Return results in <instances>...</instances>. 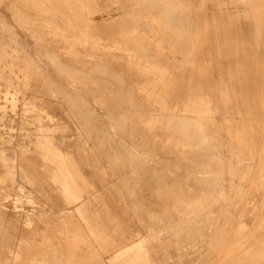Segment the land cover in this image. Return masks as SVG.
Segmentation results:
<instances>
[{"label":"rangeland","instance_id":"1","mask_svg":"<svg viewBox=\"0 0 264 264\" xmlns=\"http://www.w3.org/2000/svg\"><path fill=\"white\" fill-rule=\"evenodd\" d=\"M143 1L0 0V264H26L21 246L36 241L31 235L66 200L38 155L50 150H59L65 161L73 180L72 200L78 197V207L83 199L89 202L69 213L81 227L84 244L91 241L96 247L89 236L91 231L99 235V262L92 264H248L247 252L239 260L231 256L235 244L236 249L249 245V251L264 245V48L251 47L243 34L249 27V34L258 33L257 41L264 42V22L255 26L252 17L253 28L249 22L232 28L228 14L233 9L227 10L225 0H207L210 19L182 24L188 31L178 32L174 26L162 28L155 14L159 6L146 0L143 8ZM193 3L201 10L190 12L201 14L200 3ZM48 137L51 147H42L45 141L40 140ZM80 155L85 178L75 163ZM209 169L215 179L225 169L216 192L193 184L194 171Z\"/></svg>","mask_w":264,"mask_h":264},{"label":"bare ground","instance_id":"2","mask_svg":"<svg viewBox=\"0 0 264 264\" xmlns=\"http://www.w3.org/2000/svg\"><path fill=\"white\" fill-rule=\"evenodd\" d=\"M2 1H4V0H2ZM7 1H10V0H7ZM12 1V0H11ZM123 1V0H122ZM130 1H132V0H130ZM144 1H146V0H144ZM143 1V4L144 3H146V2H148V1H146V2H144ZM151 1H153V0H151ZM151 1L149 0V2H150V6L151 7H155L156 5H158L159 6V9L160 10H158L159 11V13H155L156 15H158L157 17L159 18V23L162 25V28H169V27H172V28H174V27H177L176 28V31H178V30H180V29H182V28H185V27H182L183 25L182 24H184L185 26H189L190 24L192 25L193 23H195V24H193V25H196V21H200V20H208L207 18L210 16V11L208 10V8L210 7H207V0H196L197 2H199L200 4V6L199 7H201L202 8V13L201 14H199V13H196L195 15L192 13V12H190L191 10H193V9H198V11L199 10H201V9H199V8H197V7H194L193 6V0H157V2H156V0H154L155 2H152L151 3ZM210 1H212V0H210ZM217 2V1H216ZM104 3V2H103ZM102 3V4H103ZM106 3V2H105ZM108 3V2H107ZM213 3V2H212ZM218 3H220V2H218ZM222 3V2H221ZM224 3V2H223ZM222 3V4H223ZM101 4V5H102ZM147 4V3H146ZM146 4H144V6H143V8L144 7H146ZM169 4V5H168ZM214 4H216L215 3V1H214ZM110 5V4H109ZM112 5V4H111ZM196 5H197V3H196ZM208 5H209V3H208ZM217 5V4H216ZM215 5V6H216ZM218 5H221V4H218ZM4 6H6V5H4ZM10 6V5H9ZM215 6H213V7H215ZM223 6V5H222ZM225 6H226V8H227V10L228 9H233V12L232 13H230V15L228 14V17H229V19H231V20H233V21H231V23H232V25L234 24V25H240L241 23L242 24H248V22L251 24V25H253L252 23H251V18L253 17H255L257 20H256V25L255 26H258L259 25V27H261V23H263L264 22V20H263V18H262V15L264 14V8H263V6H264V0H225ZM7 7V6H6ZM122 7V6H121ZM194 7V8H193ZM219 7V6H218ZM11 8V7H10ZM108 8V7H107ZM147 8L148 9H150L148 6H147ZM147 8H145L147 11H149ZM215 8H217V7H215ZM223 8H224V6H223ZM8 9H9V7H8ZM112 9V8H111ZM110 9V10H111ZM157 9V8H156ZM108 10V9H107ZM120 10H121V8H120ZM213 10V9H212ZM211 10V11H212ZM226 9L224 8V11H225ZM12 11V10H11ZM75 11V10H74ZM106 11V10H105ZM109 11V10H108ZM154 11V9L152 10V8H151V10H150V12H153ZM194 11H196V10H194ZM214 11H215V13H219V11L216 9H214ZM216 11H218V12H216ZM222 11V10H221ZM224 11H222V13L224 12ZM229 12H230V10H228ZM227 11V12H228ZM77 12V11H76ZM130 12V11H129ZM156 12H157V10H156ZM227 12H225V15L227 14ZM130 13H132V12H130ZM214 13V14H215ZM138 14V13H137ZM19 15V14H18ZM125 15V14H124ZM134 15V14H133ZM136 15V14H135ZM194 15V16H193ZM216 15H218V14H216ZM221 15V14H220ZM224 15V14H223ZM150 16H152V15H150ZM219 16V15H218ZM217 16V17H218ZM243 16L245 17V20L246 21H244V20H242V18H243ZM264 16V15H263ZM140 17V16H139ZM138 17V18H139ZM153 17V16H152ZM217 17H215V18H217ZM221 17V16H220ZM223 17V16H222ZM221 17V18H222ZM225 17V16H224ZM223 17V18H224ZM155 18V17H154ZM212 19L214 18L213 17V14H212V17H211ZM254 18V19H255ZM134 19V18H133ZM140 19V18H139ZM209 19H210V17H209ZM218 19H220V18H218ZM229 19H228V23H229ZM215 20V19H214ZM221 20V19H220ZM222 20H224V19H222ZM126 21V20H125ZM201 21V22H202ZM219 21V20H218ZM225 21L227 22V18L225 19ZM224 21V22H225ZM33 22V21H32ZM200 22V23H201ZM205 22V21H204ZM208 22V21H207ZM214 22V21H213ZM223 22V23H224ZM226 22H225V24L224 25H227L226 24ZM126 23V22H125ZM129 23H131V22H129ZM128 23V24H129ZM220 24H221V22H219ZM231 23L230 24H228L229 25V27H231ZM127 24V25H128ZM203 24V23H202ZM206 24V23H205ZM215 24V23H214ZM245 24V25H246ZM210 25V24H209ZM211 25H212V23H211ZM217 25V24H216ZM219 25V24H218ZM227 25V26H228ZM234 25H233V27L232 28H234ZM244 25V26H245ZM249 25V24H248ZM250 25V26H251ZM134 26V25H133ZM132 26V27H133ZM174 26V27H173ZM181 26V27H180ZM3 27V26H2ZM190 27V26H189ZM194 27H196V26H194ZM193 27V28H194ZM220 27V26H219ZM219 27H217V29L219 28ZM222 27V26H221ZM220 27V28H221ZM229 27H228V29H229ZM254 27V25L252 26V28ZM204 28V27H203ZM207 28H208V26H207ZM210 28H215L216 29V26H213V27H210ZM223 28H225V27H223ZM223 28H222V30H223ZM249 28V27H248ZM248 28H245L246 30H245V32L243 33V34H246V39H245V41H247V42H249L250 43V45L251 44H253V43H255V45H257L258 46V48L259 47H261V48H264V42L261 40V42H258L259 40V38H261V36L257 33V34H249V29ZM129 29H131V28H129ZM150 29V28H149ZM148 29V30H149ZM186 30H187V28H185ZM190 30H192V28H189ZM214 29V30H215ZM226 29V28H225ZM239 29V28H238ZM250 29H251V27H250ZM260 29V28H259ZM259 29H255V30H259ZM185 30V31H186ZM210 30V29H209ZM213 30V31H214ZM219 30V29H218ZM227 30V29H226ZM240 30V29H239ZM263 30V29H262ZM172 31V30H171ZM182 31V30H181ZM184 31V30H183ZM188 31V30H187ZM203 31V30H202ZM201 31V32H202ZM208 31V30H207ZM251 31H253V33H255L254 32V30H251ZM173 32H175V30H173ZM179 32V31H178ZM191 32V31H190ZM190 32L187 34V36H185V34H184V36L186 37V39L187 40H189V38L191 37V34H190ZM194 32H196V31H194L193 30V33ZM209 32V31H208ZM207 32V33H208ZM211 32V31H210ZM223 32V31H222ZM241 32V31H240ZM242 32H243V30H242ZM241 32V33H242ZM260 32V31H259ZM181 33V32H180ZM211 33H213V32H211ZM214 33H215V31H214ZM234 33V32H233ZM232 33V34H233ZM236 33V32H235ZM234 33V34H235ZM240 33V34H241ZM182 34V33H181ZM216 34V33H215ZM220 33H218L217 35H219ZM231 34V33H230ZM231 34V35H232ZM242 34V35H243ZM264 33H262V35H263ZM195 35V34H194ZM211 35H213V34H211ZM210 33H209V40L210 39H212V38H210ZM229 35V34H228ZM198 36V35H197ZM203 36H204V34H203ZM223 36V35H222ZM241 36V35H240ZM213 37V36H212ZM215 37V36H214ZM226 37H227V35H226ZM239 38V37H238ZM2 39V38H1ZM0 39V40H1ZM15 39V38H14ZM180 39L182 40V37H180ZM184 39V38H183ZM202 39V38H201ZM221 39V38H220ZM229 39V38H228ZM10 40V39H9ZM178 40V39H177ZM185 40V39H184ZM209 40H208V42H209ZM215 40V39H214ZM242 40H244V38H242ZM258 40V41H257ZM264 40V39H263ZM11 41V40H10ZM231 41V40H230ZM241 41V40H240ZM176 42V41H175ZM188 42V41H187ZM200 42H203V41H200ZM217 42V41H216ZM219 42V41H218ZM229 42V41H228ZM12 43V42H11ZM179 43V42H178ZM227 43V42H226ZM230 43H232V42H230ZM249 43H246L245 42V44H249ZM3 44V43H2ZM15 44H17V43H15ZM176 44V43H175ZM184 43H182V45L180 46V49H182L183 47L185 48V46L183 45ZM189 44V43H188ZM190 44H192V43H190ZM198 44V43H197ZM199 44H201V43H199ZM244 44V43H243ZM243 44H241L242 46H243ZM244 44V45H245ZM24 45V44H23ZM180 45V44H179ZM203 45H205V44H203ZM216 45V44H215ZM219 45V44H218ZM223 45V44H222ZM240 45V46H241ZM250 45H248V46H250ZM2 46V45H1ZM22 46V45H21ZM210 46V45H209ZM247 46V45H246ZM263 46V47H262ZM176 47V46H175ZM198 48H199V46H197ZM201 47V46H200ZM214 47V46H213ZM243 47H245V46H243ZM251 47H252V45H251ZM254 47V46H253ZM212 48V47H211ZM222 48V47H221ZM221 48H220V50H221ZM255 48H256V46H255ZM254 48V49H255ZM191 49V48H190ZM204 49H205V47H204ZM214 49H215V47H214ZM219 49V48H218ZM233 49V48H232ZM250 49V48H249ZM253 49V50H254ZM213 50V49H212ZM211 50V51H212ZM216 50V49H215ZM219 50V51H220ZM248 50V49H247ZM252 50V49H251ZM188 51V50H187ZM218 51V52H219ZM223 51V50H222ZM235 51V50H234ZM49 52H51V51H49ZM53 52V51H52ZM142 52V51H141ZM210 52V51H209ZM248 52H249V50H248ZM259 52V51H258ZM183 53H185V51L183 52ZM192 53H193V51H192ZM25 54V53H24ZM215 54V53H214ZM229 55V54H228ZM263 55V54H262ZM28 56V55H27ZM52 56V55H51ZM208 56H209V54H208ZM221 56H222V54H221ZM225 56V55H224ZM232 56V55H231ZM42 57V56H41ZM48 57V56H47ZM237 57V56H236ZM3 58V57H2ZM49 58V57H48ZM183 58H184V56H183ZM205 58V57H204ZM235 58V57H234ZM241 58V57H240ZM255 58V57H254ZM47 59V58H46ZM52 59V58H51ZM147 59V58H146ZM200 59V58H199ZM207 59V58H206ZM224 59V58H223ZM2 60V59H1ZM58 60V59H57ZM73 60V59H72ZM230 60V59H229ZM232 60V59H231ZM236 60V59H235ZM257 60V59H256ZM264 60V59H263ZM205 61H207V60H205ZM212 61V60H211ZM219 61H220V59H219ZM234 61V60H233ZM48 62H49V60H48ZM194 62V61H193ZM235 62V61H234ZM247 62V61H246ZM257 62V61H256ZM214 63V62H213ZM80 64V63H79ZM90 64V63H89ZM98 64V63H97ZM195 64V63H194ZM232 64V63H231ZM56 65V64H55ZM54 65V66H55ZM87 65V64H86ZM198 65H200L199 63H198ZM206 65V64H205ZM249 65V64H248ZM52 66V65H51ZM62 66V65H61ZM64 66V65H63ZM88 66V65H87ZM94 66V65H93ZM99 66V65H98ZM245 66V65H244ZM60 67V66H59ZM65 67V66H64ZM91 67V66H90ZM89 67V68H90ZM199 67H203V66H199ZM212 67V66H211ZM235 67V66H234ZM237 67V66H236ZM248 67V66H247ZM55 68V67H54ZM71 68V67H70ZM73 68V67H72ZM94 68V67H93ZM92 68V69H93ZM103 68V67H102ZM210 68V67H209ZM229 68H231V67H229ZM256 68V67H255ZM258 68H259V66H258ZM62 69V68H61ZM101 69V68H100ZM104 69V68H103ZM109 69V68H108ZM234 69V68H233ZM248 69V68H247ZM68 70V69H67ZM252 70V69H251ZM78 71H79V69H78ZM97 71V70H96ZM106 71V70H105ZM104 71V72H105ZM215 70H213V72H214ZM221 71V70H220ZM67 72V71H66ZM80 72V71H79ZM78 72V73H79ZM82 72V71H81ZM222 72H224V71H222ZM243 72V71H242ZM241 72V73H242ZM57 73H59V72H57ZM91 73V72H90ZM245 73V72H244ZM251 73V72H250ZM253 73V72H252ZM60 74V73H59ZM101 74V73H100ZM203 74V73H202ZM207 74V73H206ZM220 74V73H219ZM223 74V73H222ZM226 74V73H225ZM256 74V73H255ZM78 75V74H77ZM111 75V74H110ZM237 75V74H236ZM249 75V74H248ZM247 75V76H248ZM43 76V75H42ZM87 76V75H86ZM96 76V75H95ZM100 76V75H99ZM208 76V75H207ZM218 76V75H217ZM238 76V75H237ZM244 76V75H243ZM47 77V76H46ZM45 77V78H46ZM75 77V76H74ZM89 77V76H88ZM101 77V76H100ZM103 77H105V76H103ZM112 77V76H111ZM115 77V76H114ZM119 77V76H118ZM117 77V78H118ZM204 77V76H203ZM211 77V76H210ZM245 77V76H244ZM43 78H44V76H43ZM44 78V79H45ZM48 78V77H47ZM81 78V77H80ZM122 78V77H121ZM206 78V77H205ZM204 78V79H205ZM224 78V77H223ZM84 79V78H83ZM110 79V78H109ZM115 79V78H114ZM120 79V78H119ZM241 79V78H240ZM248 79V78H247ZM47 80V79H46ZM50 80V79H49ZM57 80V79H56ZM80 80V79H79ZM88 80L90 81V79L88 78ZM113 80V79H112ZM182 80V79H181ZM207 80V79H206ZM212 80V79H211ZM218 80H220V79H218ZM227 80H228V78H227ZM259 80V79H258ZM257 80V81H258ZM88 81V82H89ZM93 81V80H92ZM111 81V80H110ZM118 81H120V80H118ZM251 81V80H250ZM249 81V82H250ZM264 81V80H263ZM55 82V81H54ZM83 81L81 80V83H82ZM99 82V80L97 81V83ZM223 82H225V81H223ZM252 82V81H251ZM254 82V81H253ZM52 83V82H51ZM95 83V82H94ZM94 83H92V84H94ZM109 83V82H108ZM111 83V82H110ZM109 83V84H110ZM121 83V82H120ZM125 83V82H124ZM123 83V85H125ZM220 83V82H219ZM241 83V82H240ZM246 83V82H245ZM75 84V83H74ZM122 84V83H121ZM206 84H207V82H206ZM217 84V83H216ZM226 84V83H225ZM235 84V83H234ZM233 84V85H234ZM237 84V83H236ZM235 84V85H236ZM244 84V83H243ZM53 85V84H52ZM59 85H60V83H59ZM62 85V84H61ZM95 85H97V84H95ZM106 85H107V83H106ZM120 85V84H119ZM185 85H187L188 86V84H185ZM193 85V84H192ZM211 85V84H210ZM222 85V84H221ZM231 85V84H230ZM245 85V84H244ZM55 86V85H54ZM64 86V85H63ZM93 86V85H92ZM218 86V85H217ZM216 86V87H217ZM220 86V85H219ZM237 86V85H236ZM239 86H241V85H239ZM254 86V85H253ZM256 86H258V85H256ZM90 87V86H89ZM97 87H100V86H98L97 85ZM102 87V86H101ZM186 87V86H185ZM194 87V86H193ZM222 87V86H221ZM225 87H227V85L225 86ZM95 88H96V86H95ZM242 88V87H241ZM57 89V88H56ZM65 89V88H64ZM91 89H93V88H91ZM180 89V88H179ZM209 88H207V90H208ZM222 89H223V87H222ZM226 89V88H225ZM228 89V88H227ZM226 89V90H227ZM240 89V88H239ZM130 90H131V88H130ZM133 90V89H132ZM201 90V89H200ZM221 90V89H220ZM259 90V89H258ZM214 91H216V90H214ZM116 92V91H115ZM130 92V91H129ZM192 92V90H190V91H188L187 93H186V96H188L190 93ZM200 92V91H199ZM220 92V91H219ZM70 93V92H69ZM118 93V92H117ZM216 93V92H215ZM128 94V93H127ZM131 94V93H130ZM130 94H129V96H130ZM194 95V94H193ZM211 95V94H210ZM94 96V95H93ZM116 96V95H115ZM242 96V95H241ZM76 97H78V96H76ZM75 97V98H76ZM250 97V96H249ZM253 98H254V96H252ZM112 98V97H111ZM118 98V97H117ZM222 98V97H221ZM229 98V97H228ZM251 98V97H250ZM64 99H66V98H64ZM64 99H62V100H64ZM77 99V98H76ZM131 99V98H130ZM136 99V98H135ZM171 99V98H170ZM68 100H69V98H68ZM67 100V101H68ZM80 100V99H79ZM108 100V99H107ZM228 99L226 98V101H227ZM230 100V99H229ZM235 100V99H234ZM246 100V99H245ZM78 101V100H77ZM83 101V100H82ZM85 101V100H84ZM109 101V100H108ZM219 101V100H218ZM239 101H240V99H239ZM246 101H248V100H246ZM245 101V102H246ZM70 102V101H69ZM130 102V101H129ZM159 102V101H158ZM242 102V101H241ZM244 102V103H245ZM104 103V102H103ZM223 103V102H222ZM235 104L237 103V102H234ZM231 104V103H230ZM229 104V105H230ZM251 104H253V102L251 103ZM121 105V104H120ZM129 105H131V104H129ZM223 105V104H222ZM226 105V104H225ZM73 106V105H72ZM84 106V105H83ZM122 106V105H121ZM134 106V105H133ZM216 106V105H215ZM228 106V105H227ZM70 107V106H69ZM109 107V106H108ZM112 107V106H111ZM115 107V106H114ZM123 107V106H122ZM221 107V106H220ZM224 107H226V106H224ZM237 107V106H236ZM243 107V106H242ZM254 107H255V105H254ZM71 108V107H70ZM85 108V107H84ZM121 108V107H120ZM235 108V107H234ZM251 108V107H250ZM109 109V108H108ZM111 109V108H110ZM134 109V108H133ZM226 109V108H225ZM229 109V108H228ZM244 109V108H243ZM78 110V109H77ZM83 110H85V109H83ZM118 110V109H117ZM136 110V109H135ZM221 110H223L222 109V107H221ZM220 110V111H221ZM231 110V109H230ZM241 110V109H240ZM262 110V109H261ZM72 111V110H71ZM235 111V110H234ZM245 111V110H244ZM252 111V110H251ZM90 112V111H89ZM226 112H228V111H226ZM225 112V113H226ZM107 113V112H106ZM125 113V112H124ZM138 113V112H137ZM219 113V112H218ZM256 113V112H255ZM71 114V113H70ZM94 114V113H93ZM96 114V113H95ZM222 114V113H221ZM238 114V113H237ZM89 115V114H88ZM115 115V114H114ZM223 115V114H222ZM248 115V114H247ZM144 116V115H143ZM224 116H225V114H224ZM84 117V116H83ZM90 117V116H89ZM263 117V116H262ZM97 118V117H96ZM120 118V117H119ZM159 118V117H158ZM171 118V117H170ZM179 118V117H178ZM133 119V118H132ZM144 119V118H143ZM168 119V118H167ZM166 119V120H167ZM181 119V118H180ZM96 120V119H95ZM99 120V119H98ZM115 120V119H114ZM122 120V119H121ZM161 120V119H160ZM159 120V121H160ZM186 120V119H185ZM112 121V120H111ZM174 121V120H173ZM183 121V120H182ZM230 121V120H229ZM132 122V121H131ZM185 122V121H184ZM114 123V122H113ZM173 123V122H172ZM179 123V122H178ZM239 123V122H238ZM264 123V122H263ZM91 124V123H90ZM89 124V125H90ZM181 124V123H180ZM185 125H186V122L184 123ZM183 124V125H184ZM190 124V123H189ZM240 124V123H239ZM165 125V124H164ZM241 125V124H240ZM239 125V126H240ZM88 126V125H87ZM173 126V125H172ZM187 126V125H186ZM242 127H243V124L241 125ZM91 127V126H90ZM94 127V126H93ZM179 126H177V128H178ZM184 127V126H183ZM182 127V128H183ZM188 127V126H187ZM192 127V126H191ZM240 128V127H239ZM85 129V128H84ZM185 129V128H184ZM240 129H242V128H240ZM248 129H249V127H248ZM244 130H245V125H244ZM264 130V129H263ZM95 131V130H94ZM134 132V131H133ZM182 132V131H181ZM188 132V131H187ZM192 132H193V130H192ZM231 132V131H230ZM242 132H244V131H242ZM240 133V135H242V134H244L245 135V132L244 133ZM261 132H263V131H261ZM83 133V132H82ZM109 133V132H108ZM184 133V132H183ZM189 133H190V131H189ZM195 133V132H194ZM196 133H198V132H196ZM215 133V132H214ZM252 133V132H251ZM264 133V132H263ZM232 134V133H231ZM192 135H194V134H191V137H192ZM201 135V134H200ZM205 135V134H204ZM250 135H252V134H250ZM145 136V135H144ZM207 136V135H206ZM243 136V135H242ZM189 137V136H188ZM201 137V136H200ZM247 139H248V137L247 136H245ZM263 137V136H262ZM190 138V137H189ZM208 138H209V136H208ZM207 138V139H208ZM232 138H233V136H232ZM239 138H240V136H239ZM192 139V138H191ZM210 139V138H209ZM208 139V140H209ZM244 139V138H243ZM242 139V137H241V140H243ZM247 139H245L244 140V142H247L246 140ZM207 140V141H208ZM211 140V139H210ZM240 140V139H239ZM196 141V140H195ZM201 141H202V138H201ZM206 141V142H207ZM213 141V140H212ZM262 141H263V139H262ZM108 142V141H107ZM230 142H232V141H230ZM199 143V142H198ZM210 145H211V141L210 142H208ZM207 143V144H208ZM194 144H196V143H194ZM193 144V145H194ZM208 144V145H209ZM238 144V143H237ZM241 144V143H240ZM247 144V143H246ZM107 145V144H106ZM121 145V144H120ZM192 145V144H191ZM207 145V146H208ZM210 145H209V148H208V150H210L211 149V147H210ZM100 146V145H99ZM117 146V145H116ZM125 146V145H124ZM195 146V145H194ZM200 146H201V144H200ZM207 146H204V147H206L207 148ZM222 146V145H221ZM230 146H231V144H230ZM240 146H243V144L242 145H240ZM202 147H203V145H202ZM201 147V148H202ZM215 146H213V148H214ZM199 148V147H198ZM216 148V147H215ZM254 148H256V147H254ZM104 149V148H103ZM129 149V148H128ZM190 149H192V148H190ZM219 149V148H218ZM221 149V148H220ZM230 149V148H229ZM246 149V148H245ZM249 149V148H248ZM262 149V148H261ZM90 150V149H89ZM112 150V149H111ZM244 150V149H243ZM255 150V149H254ZM142 151V150H141ZM204 151V150H203ZM205 151H206V149H205ZM204 151V152H205ZM218 151V150H217ZM242 151V150H241ZM115 152V151H114ZM171 152V151H170ZM180 151H178V153H179ZM210 152V151H209ZM215 152V151H214ZM242 152H244L245 153V150L244 151H242ZM264 152V151H263ZM150 153V152H149ZM192 153V152H191ZM194 153V152H193ZM203 153V152H202ZM240 153V152H239ZM253 153V152H252ZM103 154V153H102ZM180 154V153H179ZM184 153H182V155H183ZM241 154H243V153H241ZM187 155V154H186ZM185 155V156H186ZM192 155V154H191ZM197 155V154H196ZM199 155H200V152H199ZM238 155H240V154H238ZM106 156V155H105ZM130 156V155H129ZM233 156V155H232ZM237 156V155H236ZM186 157H188V156H186ZM191 157V156H190ZM193 157H194V155H193ZM200 157V156H199ZM213 157V156H212ZM242 157V156H241ZM241 157H240V159H241ZM247 157V156H246ZM202 158V157H201ZM214 158V157H213ZM216 158H218V156L216 157ZM237 158H239L238 156H237ZM263 158H264V156H263ZM185 159V158H184ZM183 159V160H184ZM196 159V158H195ZM194 159V160H195ZM203 159V158H202ZM206 159V158H205ZM212 159V158H211ZM215 159V158H214ZM96 160V159H95ZM188 159H186V161H187ZM199 160V159H198ZM221 160V159H220ZM264 160V159H263ZM114 161V160H113ZM129 161V160H128ZM132 161V160H131ZM138 161V160H137ZM173 161V160H172ZM190 161H192V160H190ZM189 161V162H190ZM201 161V160H200ZM210 161V160H209ZM208 161V162H209ZM217 161H218V159H217ZM168 162H170L169 160H168ZM178 162V161H177ZM180 162V161H179ZM196 162V161H195ZM194 162V163H195ZM212 162V161H211ZM219 162V161H218ZM244 162V161H243ZM113 163V162H112ZM119 163H121V162H119ZM126 163V162H125ZM124 163V164H125ZM188 163V162H187ZM198 163V162H197ZM200 163V162H199ZM207 163V162H206ZM240 163H242V162H240ZM140 164V163H139ZM143 164V163H142ZM172 164V163H171ZM176 164V163H175ZM190 164H193V163H190ZM209 164V163H208ZM216 164H219V163H216ZM229 164H231V163H229ZM228 164V165H229ZM116 165V164H115ZM145 165H146V163H145ZM151 165V164H150ZM207 165V164H206ZM214 165V164H213ZM222 165V164H221ZM239 165H241V164H239ZM153 166V165H152ZM201 167H202V165H200ZM204 166V165H203ZM261 166V165H260ZM111 167H112V165H111ZM143 167H144V165H143ZM148 167V166H147ZM158 167V166H157ZM208 167V166H207ZM216 167V166H215ZM224 167V166H223ZM238 167V166H237ZM115 168V167H114ZM152 167H148V169H151ZM204 168V167H203ZM209 168V167H208ZM222 168V167H221ZM228 168H229V166H228ZM230 168H232V167H230ZM178 169V168H177ZM202 169V168H201ZM233 169V168H232ZM125 170V169H124ZM131 170V169H130ZM145 170H147L146 169V167H145ZM181 170V169H180ZM212 170V169H211ZM210 169L207 171V170H196V171H194V175H195V177H193V179L195 180V183H193V184H197V185H199L200 187H198V188H206V189H210V190H215V191H213V192H216L217 191V188H218V186H216V184H217V182L219 183H222L223 182V179H222V177H223V172H224V170L225 169H222L221 170V172H222V177H220L221 175H220V173H218L219 174V178H217L218 177V174L216 175L217 177H216V179H215V175L213 174L214 172H212ZM217 170V169H216ZM230 170V169H229ZM228 170V172H230ZM183 171V170H182ZM260 171H261V168H260ZM124 172V171H123ZM174 172H176V171H174ZM196 172V173H195ZM232 172V171H231ZM263 172V171H262ZM134 173V172H133ZM144 173V172H143ZM217 173V172H216ZM126 174V173H125ZM135 174V173H134ZM152 174V173H151ZM164 174V173H163ZM209 175V176H207V177H205V175ZM214 175L213 177H214V179L212 178V176H210V175ZM228 174H230V173H228ZM233 174V173H232ZM263 175H264V173H262ZM177 175V174H176ZM192 175H193V173H192ZM193 175V176H194ZM263 175H262V177H263ZM138 176V175H137ZM167 176V175H166ZM183 176V175H182ZM232 177H233V175H231ZM120 177V176H119ZM154 177V176H153ZM228 177V176H227ZM245 177V176H244ZM166 178V177H165ZM173 178V177H172ZM178 178H180V177H178ZM187 178V177H186ZM231 178V177H230ZM161 179V178H160ZM184 179V178H183ZM191 179V178H190ZM226 179V178H225ZM150 180V179H149ZM229 180V179H228ZM230 180H232V178L230 179ZM242 180H243V178H242ZM257 180H258V178H257ZM160 181V180H159ZM176 182V181H175ZM179 182V184H180V181H178ZM231 182H233V181H231ZM127 183V182H126ZM182 183V182H181ZM189 183V182H188ZM188 183H187V185H188ZM230 183V182H229ZM114 184V183H113ZM171 184V183H170ZM174 185H176V184H174ZM192 185V184H191ZM221 185V184H220ZM115 186V185H114ZM117 186V185H116ZM139 186V185H138ZM180 186V185H179ZM195 186V185H194ZM162 187V186H161ZM191 187V186H190ZM220 187V186H219ZM253 187V186H252ZM264 187V186H263ZM133 188V187H132ZM230 188V187H229ZM144 189V188H143ZM172 189V188H171ZM170 189V190H171ZM181 189H183V187L181 188ZM264 189V188H263ZM127 190V189H126ZM183 190H185V186H184V189ZM145 191V190H144ZM180 191V190H179ZM178 191V192H179ZM118 192V191H117ZM128 192V191H127ZM157 192V191H156ZM182 192V191H181ZM209 193V192H208ZM251 193V192H250ZM221 194H223V193H220V195ZM244 194V193H243ZM2 195V194H1ZM120 195V194H119ZM155 195H156V193H155ZM174 195V194H173ZM210 195V194H209ZM212 195H213V193H212ZM214 196H216V194L214 195ZM242 196V194L239 196V197H241ZM245 196V195H244ZM127 197H128V195H127ZM134 197V196H133ZM218 198V200L220 201V197H223L222 195L219 197V194H218V196H217ZM231 197H232V195H231ZM211 198V197H210ZM220 198V199H219ZM235 198V197H234ZM40 199V198H39ZM143 199V198H142ZM152 199V198H151ZM159 199V198H158ZM158 199H156L157 201H158ZM243 199V198H242ZM247 199H250V198H247ZM122 200V199H121ZM212 200V199H211ZM222 200H223V198H222ZM164 201V200H163ZM209 201H210V199H209ZM217 201V200H216ZM215 201V202H216ZM139 202V201H138ZM146 202V201H145ZM160 202V201H159ZM211 202V201H210ZM243 202V201H242ZM249 202V201H248ZM134 203V202H133ZM138 204V203H137ZM208 205L210 204L209 202L207 203ZM212 204H214V203H212ZM217 204H219V203H217ZM230 204V203H229ZM239 204H240V202H239ZM242 204V203H241ZM240 204V205H241ZM132 205V204H131ZM178 205V204H177ZM220 205V204H219ZM225 205V204H224ZM180 206V205H179ZM206 206V205H205ZM223 206V205H222ZM133 207V206H132ZM132 207H131V209H132ZM138 207V206H137ZM143 207V206H142ZM150 207V206H149ZM176 207V206H175ZM242 207V206H241ZM141 208V207H140ZM139 208V209H140ZM148 208V207H147ZM179 208V207H178ZM225 208V207H224ZM144 209V208H143ZM149 209V208H148ZM175 209H177V207L175 208ZM181 209V208H180ZM202 209H203V207H202ZM222 209H223V207H222ZM258 209V208H257ZM188 210V209H187ZM191 210V209H190ZM189 210V211H190ZM198 210H199V208H198ZM197 210V211H198ZM201 210V209H200ZM199 210V211H200ZM215 211H217L216 210V206H215V209H214ZM212 211V213L213 212H215V211ZM220 210V209H219ZM2 211V210H1ZM137 211V210H136ZM135 211V212H136ZM145 211V210H144ZM148 211V210H147ZM237 211V213H238V210H236ZM5 212V211H4ZM131 212V211H130ZM162 212V211H161ZM192 212H195L193 209H192V211L190 212V213H192ZM207 212V211H206ZM205 212V213H206ZM218 212V211H217ZM257 212V211H256ZM185 213H187V212H185ZM189 213V212H188ZM189 213V214H190ZM204 213V212H203ZM216 213V212H215ZM225 213V212H224ZM245 213V212H244ZM165 214V213H164ZM188 214V215H189ZM196 214V213H195ZM218 214H220V212L218 213ZM239 214V213H238ZM237 214V215H238ZM166 215V214H165ZM227 215V214H226ZM235 215V214H234ZM192 216V215H191ZM225 216V215H224ZM245 216V215H244ZM228 217V216H227ZM227 217H226V219H227ZM203 218V217H202ZM218 218H219V215H218ZM244 218V217H243ZM197 219H199V218H197ZM197 219H196V221H197ZM223 219V218H222ZM158 220H159V218H158ZM202 220V219H201ZM205 220V219H204ZM208 220V219H207ZM221 220V219H220ZM225 220V219H224ZM157 221V220H156ZM195 221V220H194ZM193 221V222H194ZM11 222V221H10ZM160 222H161V219H160ZM200 222V221H199ZM9 223V222H8ZM201 223H202V221H201ZM205 223V224H204ZM204 226L206 225V221H204ZM160 224V223H159ZM9 225V224H8ZM12 225V224H11ZM53 225H55V224H53ZM172 225V224H171ZM199 225V224H198ZM14 226V225H13ZM206 227H207V225H206ZM183 228V227H182ZM192 228V227H191ZM199 228V227H198ZM201 228H202V226H201ZM196 229H197V227H196ZM230 231V230H229ZM252 232V231H251ZM4 233V232H3ZM17 233V232H16ZM187 233V232H186ZM223 233V232H222ZM253 233V232H252ZM156 234V233H155ZM154 234V235H155ZM221 235V234H220ZM230 235H232V234H230ZM2 236V235H1ZM9 236V235H8ZM227 236V235H226ZM7 237V236H6ZM155 237V236H154ZM239 237H241V236H239ZM4 238V237H3ZM9 238V237H8ZM152 238H153V236H152ZM227 238V237H226ZM225 238V239H226ZM230 238V237H229ZM245 238V237H244ZM249 238V237H248ZM256 238V237H255ZM254 238V239H255ZM154 239V238H153ZM196 239V238H195ZM217 239V238H216ZM264 239V238H263ZM3 240V239H2ZM48 240H50V239H48ZM229 240V239H228ZM148 241V240H147ZM152 241V240H151ZM237 241V240H236ZM254 241V240H253ZM264 241V240H263ZM150 242V241H149ZM148 242V243H149ZM213 242V241H212ZM217 242V241H216ZM234 242V241H233ZM242 242V241H241ZM244 242V241H243ZM236 243H238V242H236ZM254 243V242H253ZM252 243V244H253ZM1 244H2V242H1ZM6 244V243H5ZM147 244V243H146ZM224 244V243H223ZM250 244V243H249ZM152 246V245H151ZM228 246V245H227ZM223 247H224V245H223ZM239 247V248H238ZM248 247H249V245H247V248L246 249H244V247H242V245H240V246H237V249H236V244H235V251L233 250L232 251V253H231V256H233V255H237V259L239 260L240 258H242L243 257V255H245V253L247 252V254H248V264H264V245L263 246H259V247H256L255 246V248H254V250H252V251H249L248 250ZM219 248V247H218ZM225 248H226V245H225ZM252 248V247H251ZM187 249V248H186ZM203 249V248H202ZM216 250V249H215ZM223 250V249H222ZM205 251H206V249H205ZM212 251V250H211ZM226 251H227V249H226ZM86 252V251H85ZM182 252H185V251H182ZM187 252V251H186ZM215 253H216V251H215ZM224 253H225V251H224ZM84 254V253H83ZM214 255V254H213ZM125 256V255H124ZM189 256V255H188ZM221 256V255H220ZM223 256V255H222ZM182 257V256H181ZM185 257V256H184ZM226 258H227V256H226ZM80 260V259H79ZM223 261V260H222ZM221 261V262H222ZM244 261V260H243ZM177 262V261H176ZM201 262V261H200ZM241 262V261H240ZM174 263V262H173ZM214 263V262H213ZM216 264V263H215ZM230 264V263H229ZM238 264V263H237Z\"/></svg>","mask_w":264,"mask_h":264},{"label":"crops","instance_id":"3","mask_svg":"<svg viewBox=\"0 0 264 264\" xmlns=\"http://www.w3.org/2000/svg\"><path fill=\"white\" fill-rule=\"evenodd\" d=\"M31 137L29 136L30 139ZM40 141H45V143L41 145L42 147L43 145L49 146L53 138L51 137L50 140V137H48ZM31 142L38 144L35 139H31ZM38 146L40 145L38 144ZM58 151L59 150H50L47 153L41 152V154L38 155L41 157L43 164L49 166V171L53 174V181L61 184L58 193L62 195V197H65L66 200H63L61 203L59 211L55 212L54 215H47V217L43 219L44 228L35 231L36 235H31L37 238L36 241L32 242L27 240L23 243L21 246L23 250H21V252L26 255L24 262H26V264L98 263L100 252V238L98 237V233L91 231V236H89L97 241L98 244L96 247L91 241L84 244L85 238L81 231V227L78 223L76 224L75 216L69 213V210H72L73 207H78L81 203L77 202L78 197L76 200H72L74 197L71 190V183L73 180L72 177L69 176L67 168L64 166L65 161H61L62 158L59 157L61 152ZM53 152H55V155H53ZM74 156L73 154V157ZM75 163L81 175L84 178L87 177L83 174V167L86 165L84 158L80 155V158L76 159ZM49 195L52 197L51 194ZM86 204H89V202H85L83 199V204L78 207V212L80 209L85 208ZM26 243L29 245H24Z\"/></svg>","mask_w":264,"mask_h":264}]
</instances>
